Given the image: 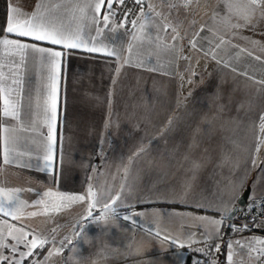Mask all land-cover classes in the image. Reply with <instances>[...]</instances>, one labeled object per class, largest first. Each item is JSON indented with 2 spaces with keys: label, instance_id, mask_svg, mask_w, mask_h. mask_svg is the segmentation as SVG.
<instances>
[{
  "label": "crops",
  "instance_id": "crops-1",
  "mask_svg": "<svg viewBox=\"0 0 264 264\" xmlns=\"http://www.w3.org/2000/svg\"><path fill=\"white\" fill-rule=\"evenodd\" d=\"M37 2L8 0V6L12 3L31 13ZM86 2L79 0L81 6ZM63 12L61 8L54 14ZM195 13L194 9L187 15L182 12L174 26L185 16L195 19ZM165 22L147 12L132 31H125L117 28L114 15L110 27L97 37V46L118 50L119 61L102 53L64 50L67 55L62 59L57 97L58 140L52 166L46 170L42 169L48 131L44 124L47 72L38 54H30L19 69L22 83L15 98L23 124L13 122L16 143L11 164L3 163L1 139L0 201L14 194L26 206L19 221L0 213V229H4V243L9 245V249H0V254L10 252L11 244L16 243L8 236L7 221L47 238L48 249L33 259L42 264H194L196 246L203 244L190 241H199L208 220L224 215L222 241L223 226L231 222L227 215L243 190L250 186V200L264 197V148L258 153L254 148L261 135L258 116L264 112V85L259 83L264 80V59L256 57L264 55L249 56L230 45L217 49L218 58L236 68L233 72L192 50L186 39L173 41L171 29L161 30ZM140 24L144 25L142 32ZM96 27L103 23L84 22L89 36H97ZM133 32L142 39L133 41ZM209 40L213 36L207 30L203 39L197 38L205 50ZM173 44L182 49L186 44L184 55L191 59H179L167 51L165 46ZM125 59L129 64H124ZM0 63L11 65L12 61L0 55ZM141 63L143 67L138 66ZM153 68L157 70H148ZM0 103L2 108V100ZM4 135L0 131V137ZM193 160L201 165L196 171L192 170ZM89 185L96 194V206L88 219H81L87 214V201L72 203L43 195L51 190L87 196ZM165 186L180 193L166 194ZM18 189L22 191H15ZM117 196L115 214L109 210L97 221L104 205ZM39 200L46 204L36 205ZM46 205L51 210L43 214ZM56 205H60L59 211ZM225 205L228 211H224ZM33 211L42 214L27 215ZM134 212L142 213L133 217L135 224L123 219ZM157 232L161 235L156 236ZM62 240L64 246L54 260ZM21 251L27 249L19 245L16 254ZM215 252L212 247L211 254ZM207 256L219 261L218 256Z\"/></svg>",
  "mask_w": 264,
  "mask_h": 264
},
{
  "label": "snow or ice",
  "instance_id": "snow-or-ice-1",
  "mask_svg": "<svg viewBox=\"0 0 264 264\" xmlns=\"http://www.w3.org/2000/svg\"><path fill=\"white\" fill-rule=\"evenodd\" d=\"M127 0H88L83 6L80 5L79 0H38L35 10L31 13H26L18 6L10 3L8 6L7 19L5 26L0 29V55L6 56L11 59V65L0 63V100H2L3 106L0 108V131L7 134L0 139L3 140V163L11 164L13 159L11 158V153L14 151V145L16 143V137L14 133L16 132V127L13 122H19L23 124L20 105L18 100L15 98V93L19 91V85L22 81L19 77V69L26 65V60L30 54L39 55L41 67L47 72V83L45 85L47 89V98L44 100V124L47 126L48 131L46 134V154L44 156V169L46 170L52 166L53 163V149L57 144V97H58V84L61 78L62 72V59L67 53L64 50H76L82 49L88 53H102L106 56L115 57L117 61L120 60V52L116 49H110L104 46L98 47L100 44L98 36L102 35L105 28L110 27L109 21L116 14L119 6H123ZM135 4L140 9V15L144 14L145 4L144 0H134ZM199 0H160L161 5H167L168 13L163 11H156V5L149 3L147 9L149 12H154L156 17H163L165 23L162 25L163 31L167 32L169 29L174 33L172 36L173 41L183 40L187 35V30L185 31V36L180 34L179 24L174 26L172 22L168 19L171 15L173 9L179 12L183 9L185 14H190L193 4H198ZM221 5L223 10L226 11L224 16H219V10H214L213 14V24L215 25L217 19L219 23L223 26V33L220 29L209 28L207 24L200 25L199 29L194 33L192 39L188 40V45L194 51H199L203 54L205 58H211L215 60L218 65H223L225 68H231L233 72H236V68L218 58L217 49L223 48L225 45H230L233 48H238V52H247L244 48H239L238 45L232 44L230 40H225V35L231 34L233 36H240L242 29H248L250 31H255L257 24L264 21V0H221ZM114 6H116L114 8ZM64 9L61 15L54 14L58 9ZM88 10H92V16H88ZM132 12L131 9L124 16L127 17ZM79 13V15H77ZM65 17L68 22L65 21ZM140 16L136 19H132L130 23L135 28L138 24ZM91 21L92 24L99 25L103 23V27H96L95 31L97 36H89L84 31V22ZM75 23H72V22ZM124 21L118 23L117 28L124 27ZM195 26V21H189V30ZM144 28L143 24H140V30L142 32ZM116 29H113L115 31ZM212 34L213 40L207 41L209 44V49L205 50L203 45H198L197 38L203 39V34L205 31ZM127 31V29H126ZM15 37V38H13ZM26 38V39H20ZM133 41L137 39H142V36L137 35L136 32L132 33ZM215 41V42H214ZM35 42H42V44H37ZM43 44L58 46V47H45ZM166 50L173 53L176 58L183 60H190L191 57L184 55L183 49L177 45H167ZM132 49V44H129V52ZM249 56L252 55L251 52H247ZM257 60L264 59L257 56ZM198 63V62H197ZM124 64H129V60L125 59ZM143 67L141 63L138 65ZM123 67V65H121ZM7 69V72H5ZM149 71H156L157 69H148ZM117 74L120 72V68H117ZM195 73H193L194 75ZM244 75H247L244 73ZM183 78V77H182ZM115 82V81H114ZM190 82V81H189ZM264 85V80L260 81ZM259 132L260 136L256 138L255 151L258 153L261 148H264V112L260 113L258 116ZM7 125V126H5ZM140 151H143L141 149ZM255 164V160H253ZM62 166V165H61ZM200 163L198 161H192V170L196 171L200 168ZM127 171V168H125ZM31 190V189H29ZM3 190L0 189V192ZM15 191H22L20 189ZM45 197H58L62 201H70L72 203L76 202H88L87 214L81 219H88L93 217V209L96 206L94 197L95 192L92 190V186L89 185L87 196L75 195L66 196L64 194L53 193L51 190L44 192ZM119 196L114 197L109 204L104 205V212L100 216L95 217L98 221L101 217H105L106 213L111 210L115 214V208L113 205L116 204ZM36 205L46 204L44 200H39L35 202ZM254 201L250 202L249 208L251 209L254 205ZM26 202L19 200L14 194H10L6 201H0V213L4 216L11 217L12 220L19 221L24 217V207ZM199 206V205H197ZM60 205L55 206V210L59 211ZM45 206L44 213L47 214L50 211ZM224 211H228L227 205H225ZM39 212L33 211L28 213V216L35 217ZM142 213L134 212L131 215H125L124 220H130L133 224L137 221L133 219L134 216H140ZM198 219L204 220L205 218L200 217ZM79 223V222H78ZM224 223V215H221L219 220H208V228L201 234L199 241H190L191 243H202L204 247L198 249L205 255H211L212 247H215L216 251H220V246L215 244L214 241L220 238L221 226ZM5 226L7 228L8 236H11L13 240L16 241L15 244H11L10 252L12 253V258L9 259L6 256L0 254V264H21V261L30 258L37 253L33 250L37 248L44 247L45 244L49 243L47 238H41L39 234L34 231L29 232L24 227L17 228L15 225H8L5 221ZM77 225H73L76 228ZM232 231L241 232L249 225H241L239 227L231 226ZM4 229H0V249H9V245L4 243L5 237H3ZM55 231V229H53ZM80 233H77L79 236ZM161 233L157 232L156 236H160ZM68 240L67 237L64 238ZM165 240L172 239L169 236H164ZM53 243L55 242V237H53ZM71 243V240H68ZM61 248L55 250L56 254H59L64 246V241H60ZM243 253L245 248L247 249V255L249 259H255L257 264H264V239H256L255 241L249 240L245 243L237 240L235 242ZM261 245L257 248L256 245ZM23 245L27 251L19 252L20 259H16V253L18 252V246ZM181 246H185L181 244ZM227 264H235L233 248L234 245L229 242L227 244ZM255 253V256H253ZM53 253L50 251L49 256ZM47 259V258H46ZM32 264H42V262L32 261ZM194 264H200L199 261L194 262ZM207 264V261H205Z\"/></svg>",
  "mask_w": 264,
  "mask_h": 264
},
{
  "label": "rangeland",
  "instance_id": "rangeland-1",
  "mask_svg": "<svg viewBox=\"0 0 264 264\" xmlns=\"http://www.w3.org/2000/svg\"><path fill=\"white\" fill-rule=\"evenodd\" d=\"M149 3L156 5V11H163L164 13H168L167 5H161L160 0H144L145 9L144 14L141 16L139 22L143 18V16L149 12L147 9V5ZM192 9L196 11L195 19L193 16H185L184 20L179 23V31L182 36H185V31L187 30V35L185 36V39L188 41V39L191 38L193 34V30L197 27H200V25L207 24L208 27L214 28V29H220L223 33V26L219 23V19H217L215 25L213 24V14L214 10H219V16H224L226 14V11L223 10L221 5V0H199L198 4H193ZM184 12L183 9H180L179 12H177L176 9H173L171 12V15L168 17V19L173 23H175L176 17L177 19L180 18L181 13ZM198 12V13H197ZM184 16V15H183ZM189 21H195V26L189 30ZM138 22V23H139ZM174 25V24H173ZM225 40H230L232 43H235L241 48H244L247 50V52L251 53H261L264 55V21H261L257 24V28L255 31H250L248 29H242L240 36H233L230 33L225 35ZM183 52L186 54V44L183 45ZM196 101H202L201 99H196ZM164 193L166 194H174L178 195L180 191L178 190H172L168 189L167 186L164 187ZM251 199V197H250ZM249 199V200H250ZM231 223V222H230ZM256 239H264V237L257 236L250 234L249 232L243 231L241 233L234 232V234L231 236L230 239H228V243L231 242L234 245L233 248V254H234V261L235 263H245V264H256L257 261L255 259H249L247 255V249L245 248L244 252L242 253L240 248L236 246L235 242L237 240L241 241V243H245L249 240L255 241ZM220 239H216V244L220 245ZM52 242V241H51ZM46 245V244H45ZM46 250L49 247V243H47L46 246H44ZM42 247V248H44ZM204 247V245H198L196 246V252L198 253V256L194 259V261H199L200 264H205V261H207V264H217L218 258L210 259L209 256L205 255L198 249ZM257 248L261 247V245H256ZM228 253V248L226 249V255ZM3 256L8 257L9 259L12 258V253L7 252L2 254ZM43 256V255H42ZM253 256H255V253H253ZM59 257L58 254H54L53 258L54 260H57ZM64 257V254H63ZM40 258V257H39ZM16 259H20L19 254H16ZM35 259V258H34ZM25 260V259H24ZM24 260L21 261V264L24 263ZM32 264V262H31ZM174 264V263H169ZM227 264V257H226V263Z\"/></svg>",
  "mask_w": 264,
  "mask_h": 264
},
{
  "label": "built area",
  "instance_id": "built-area-1",
  "mask_svg": "<svg viewBox=\"0 0 264 264\" xmlns=\"http://www.w3.org/2000/svg\"><path fill=\"white\" fill-rule=\"evenodd\" d=\"M129 9H131L132 12L127 17H125L124 13H127ZM137 16H140L141 18L142 15H140V9L135 4L134 0H127V2L123 6H119L115 14L117 24L121 21H124L125 26L122 27V29L125 31L126 29L127 31H132L134 29L130 21L132 19H136ZM252 201H254L255 203L250 209L249 205ZM230 221V226L234 225L236 227H239L246 224L249 225V227L245 228L243 231L249 232L253 235L264 237V200L262 198L249 200V203L239 209L234 215L233 219H231ZM235 264L245 263L239 262Z\"/></svg>",
  "mask_w": 264,
  "mask_h": 264
},
{
  "label": "trees",
  "instance_id": "trees-1",
  "mask_svg": "<svg viewBox=\"0 0 264 264\" xmlns=\"http://www.w3.org/2000/svg\"><path fill=\"white\" fill-rule=\"evenodd\" d=\"M7 12H8V0H0V29H2L6 24ZM0 34H2V32H0ZM0 108H1V103H0ZM1 162H2V153H1V139H0V166H1ZM176 207L183 208V207H179V206H176ZM198 211L203 212V213H208V214H216L214 212L205 211V210H201V209H198ZM233 234H234V231H232V227L229 225V223H226L223 226V237H225V238L221 241L220 251L217 253L215 252V253L211 254V256L213 258L216 256L219 257L218 264H225L226 263V257H227L226 249H227V243H228V240L226 239V237L227 238L231 237ZM45 251H46V248L35 249V252L37 254L30 257V258H26L24 260L23 264H31V262L33 261L34 258L41 257L45 253Z\"/></svg>",
  "mask_w": 264,
  "mask_h": 264
},
{
  "label": "water",
  "instance_id": "water-1",
  "mask_svg": "<svg viewBox=\"0 0 264 264\" xmlns=\"http://www.w3.org/2000/svg\"><path fill=\"white\" fill-rule=\"evenodd\" d=\"M250 186H247L243 192L239 195V197L236 200V203L229 211L227 217L228 219H233L234 215L237 213L239 209H241L244 205L249 203V194H250ZM264 200V197H262Z\"/></svg>",
  "mask_w": 264,
  "mask_h": 264
}]
</instances>
